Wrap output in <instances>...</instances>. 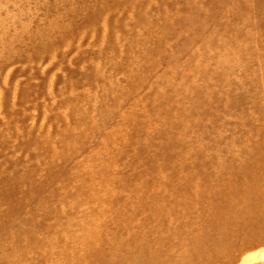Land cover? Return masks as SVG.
Segmentation results:
<instances>
[{"label":"rangeland","instance_id":"rangeland-1","mask_svg":"<svg viewBox=\"0 0 264 264\" xmlns=\"http://www.w3.org/2000/svg\"><path fill=\"white\" fill-rule=\"evenodd\" d=\"M0 264H264V0H0Z\"/></svg>","mask_w":264,"mask_h":264},{"label":"bare ground","instance_id":"bare-ground-1","mask_svg":"<svg viewBox=\"0 0 264 264\" xmlns=\"http://www.w3.org/2000/svg\"><path fill=\"white\" fill-rule=\"evenodd\" d=\"M226 235V234H225ZM149 250V249H148ZM187 254V253H186ZM202 255V254H201ZM184 262V261H183Z\"/></svg>","mask_w":264,"mask_h":264}]
</instances>
